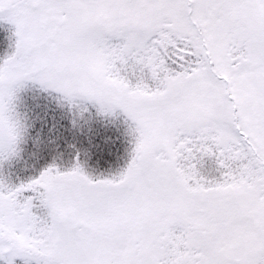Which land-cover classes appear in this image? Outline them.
<instances>
[{"label":"snow or ice","instance_id":"1","mask_svg":"<svg viewBox=\"0 0 264 264\" xmlns=\"http://www.w3.org/2000/svg\"><path fill=\"white\" fill-rule=\"evenodd\" d=\"M0 264H264V0H0Z\"/></svg>","mask_w":264,"mask_h":264}]
</instances>
